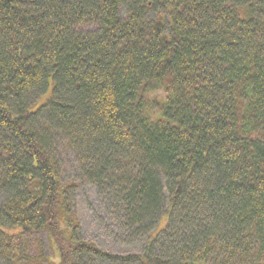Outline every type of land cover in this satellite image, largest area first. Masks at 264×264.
<instances>
[{"label": "trees", "instance_id": "trees-1", "mask_svg": "<svg viewBox=\"0 0 264 264\" xmlns=\"http://www.w3.org/2000/svg\"><path fill=\"white\" fill-rule=\"evenodd\" d=\"M66 155L106 214L149 232L142 256L71 240V264H261L264 0H0L10 264L22 238L62 239L81 186L61 181Z\"/></svg>", "mask_w": 264, "mask_h": 264}, {"label": "rangeland", "instance_id": "rangeland-1", "mask_svg": "<svg viewBox=\"0 0 264 264\" xmlns=\"http://www.w3.org/2000/svg\"><path fill=\"white\" fill-rule=\"evenodd\" d=\"M49 89L50 88H48L47 91L48 93L45 92L47 94L42 98V102L47 101L49 98L51 90ZM37 97L38 96H32L30 98L28 102L30 106L33 105ZM37 105L38 104L34 107ZM47 132L49 134L52 133L50 131ZM63 151L70 152L68 149H64ZM57 152L60 153V151ZM66 156L65 162L60 164L59 174L61 181L66 183L69 179H72L71 181L75 183L80 184L81 182V186L71 188L66 195L68 201L67 210L69 213H63V215L59 217V230L60 233H62V239L56 242L54 239H48L44 233L22 238L19 240V244L22 246L20 252L16 250L19 257L16 258V262L14 261L13 264H71L72 257L69 253L72 251V247H69V243L73 242L71 240H74L76 243H91L107 253L121 257H126L128 255L142 256L148 240L147 236L149 232L146 231L147 224L144 222L143 225L135 226L137 232L134 231L129 233L130 229L127 228L126 224L118 222L116 220L117 217L113 214H106V212L102 210L104 209L102 198L99 196L96 188L89 184L90 182L85 178V175H82L83 177L80 176L76 170V165L72 156L71 159H69V155ZM100 216L102 219L99 221ZM156 222L153 226L154 229L152 228L150 232L151 236L154 235L157 227H160L162 230L164 226V222ZM17 245L18 244H16V246ZM60 246L64 249L63 253H61ZM0 264L10 263L0 258ZM83 264L87 263L85 262ZM117 264L140 263L134 261ZM261 264H264V260Z\"/></svg>", "mask_w": 264, "mask_h": 264}]
</instances>
